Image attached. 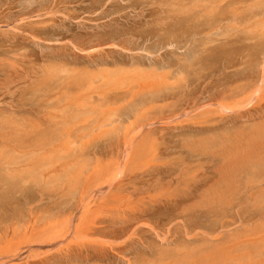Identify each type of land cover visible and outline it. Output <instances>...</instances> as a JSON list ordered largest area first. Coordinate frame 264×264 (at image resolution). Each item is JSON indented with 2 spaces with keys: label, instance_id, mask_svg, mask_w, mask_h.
<instances>
[{
  "label": "rangeland",
  "instance_id": "1",
  "mask_svg": "<svg viewBox=\"0 0 264 264\" xmlns=\"http://www.w3.org/2000/svg\"><path fill=\"white\" fill-rule=\"evenodd\" d=\"M224 5L222 0H0V111L9 110L11 105L15 111L0 113V163L13 159V165L20 170L11 181L0 182V220L15 216L14 212L19 213L18 217L15 216L17 218L27 216L30 207L39 206L44 209L41 211L45 213L40 214L43 218L49 213L48 207L60 203L52 193L54 189H49L52 176L42 175L47 165L34 160L38 153L40 156L43 154L37 149L40 144L37 136L25 133L24 129L8 130L10 124L24 127L22 124L27 120L42 123L44 114L59 109L58 90L55 88L57 75H76L81 79L78 73L94 75L104 69H132L135 66L126 63L127 60L131 57L145 60L149 56L145 50H151L155 55L164 54L165 61L176 63L173 68L176 72L177 55L182 59L191 56V51L178 48L177 34L185 27L179 20L189 21V24L192 21L198 27L221 15ZM233 6L237 7L234 9L236 16L248 15L253 9L264 12V0H244ZM233 6L225 10L227 16ZM161 36H171L176 42L171 46L160 44ZM226 40L221 37L218 44ZM118 44L129 51L115 47ZM227 48L235 57L227 61L234 62L239 61L242 55L248 60L254 49L250 39H241ZM260 58L251 60L254 67ZM114 59L124 62L98 65L100 67L94 64ZM224 60H210L199 81L209 73L208 80L217 76L221 78ZM242 67L246 68L247 64ZM141 68L144 69L141 71H148L150 67L143 65ZM176 77L172 79L175 82ZM185 85L176 86V91L183 90ZM77 91L71 92L78 96L81 91ZM188 117L178 118L168 127L157 124L152 136L148 135V138L146 135L135 142L127 160L123 145L118 146L121 148L117 154L95 153L96 150H109L117 139L122 141L123 127L118 131L70 134L67 159L71 170L79 166L86 170L101 161L112 168L117 165L121 170L125 168L122 174L124 181L129 174L134 179L128 185H119L112 193L103 185L102 192L90 199V208L83 213L75 211L74 226L82 230L78 239L85 243L80 247L84 250L83 256L95 257L88 264H127L128 259L135 260L132 264H264V180H221L218 170L222 164L216 162L218 159H211L210 153L205 154L199 146H191L193 140L210 135L197 136V125L192 123L200 120V116L197 119L189 117L190 120ZM113 119L115 121L117 117L113 116ZM175 124L177 128H172ZM162 126L164 131L160 128ZM2 137L12 140L9 148L2 147ZM41 138L44 144L46 135ZM152 151L158 154L156 159ZM29 178L32 179L29 181ZM10 182L19 183L16 187ZM96 182L97 178L89 186ZM82 184H85L84 178ZM26 199L31 201L26 203ZM35 211L40 213L38 209ZM145 211L151 218L142 220L145 225L141 224L142 230L134 237L133 245L124 252L126 257L123 261L110 249L101 247L109 244L122 246L128 240L127 236L87 233L93 223L109 232L118 229L120 222ZM20 224L19 234L13 239L17 243L5 241L0 249L4 254L17 248L18 241V247L23 249L26 245L19 252L17 264L24 261L27 246L31 252L37 253L47 251L57 242L27 245L30 239L24 235L26 226L23 221ZM55 263H60L59 257L45 264Z\"/></svg>",
  "mask_w": 264,
  "mask_h": 264
},
{
  "label": "bare ground",
  "instance_id": "2",
  "mask_svg": "<svg viewBox=\"0 0 264 264\" xmlns=\"http://www.w3.org/2000/svg\"><path fill=\"white\" fill-rule=\"evenodd\" d=\"M242 1L244 0H222L225 5L221 9V15L210 18L198 27L192 21L189 24V21L179 20L185 27L177 34L179 35L177 45H180L178 48L184 47L187 51H191V56L188 59H182L177 55L176 72L173 70L176 63L171 60L165 61L164 54L155 55L153 51L145 50L149 55L145 60L141 61L135 57L127 60L126 63L135 66L132 69L113 71L104 69L94 75L78 73L77 75H80L81 79H78L76 75L62 74L55 77L59 109L57 111L53 109L55 112L44 114L42 123L27 120L22 124L24 127L18 128L10 124L8 130L24 129L25 133L30 132L37 136V140L41 144L37 145V149L41 150L43 154L40 156L38 153L34 160L47 165L45 173L42 175L49 178L52 176L53 181L49 182L52 184L49 189H54L52 193L60 199V203L48 207L49 213L45 214L43 218L40 214L45 212H42L41 210L44 209H40L39 206L37 208L30 207L27 216L23 215L21 218H17L19 213L13 211L17 217L12 216L0 220V249L5 241L13 242V239L18 236L20 222L23 221L26 226L23 229L24 235L30 239L27 245L57 242L47 251L37 253L31 252L30 246H27L24 261L19 264H45L55 257L60 258V263L55 264L93 262L95 257L88 254L83 256L84 250L81 248L85 243H80V239H78L82 230L80 227L74 226L75 211L83 213L90 208L91 198L102 192L103 185L112 193L119 185L123 187V185L133 182L134 179L128 171L129 178L124 181L122 174L125 172V168L121 170L120 165H117L115 169L114 166L112 168L108 163L105 164L101 161L86 170H82L85 168L84 166L82 168L74 167L71 170L67 159L69 152L67 144H70L71 133H102L107 130L118 131L120 127H123L125 132L122 141L117 139L109 150H96L95 153L105 155L116 152L117 154L121 148L118 146L123 145V148H126V151L123 152L127 155V157L124 156L127 160L128 153L135 142L146 135L147 137L148 135L152 136L158 127L157 124L168 127V125L174 124L178 118L200 116V120L192 123L197 125L195 133L197 136L205 134L210 136L201 140L198 138V141L193 140L191 146L194 148L199 146L205 154L210 153L211 159H218L216 162L222 164V168L218 170L220 179L224 182L238 178L264 180V12L259 13L253 9V13L251 11L248 15L236 16L234 9L237 7L233 5ZM232 6L231 14L227 16L225 10ZM199 9L201 8L199 7ZM203 9L205 11V7ZM201 12L203 13V10ZM21 20L20 22H23ZM221 37L227 40L218 44ZM161 38L163 39L158 40L160 44L171 46L176 42V39L171 36H161ZM241 39L253 41L254 49L248 55V60H245V56L242 55L237 62L227 61L228 58H235L227 46L234 45ZM115 47L128 50L121 44L115 45ZM260 56V61L254 67L251 60L255 61ZM214 59H225L221 68L223 73L221 78L217 76L208 80L211 76L209 73L202 81H199L202 77L201 73L205 72L210 60ZM122 62L124 61L114 59L111 62L101 60L94 64L95 66L109 65V63L119 65ZM244 64H247L246 68L242 67ZM143 65L149 66V70L141 71ZM74 73L76 72L74 71ZM175 77L177 78L176 82L172 80ZM183 85H185L184 89L177 92L176 86L180 88ZM73 90L81 91V93H77V91L78 96H76L72 94ZM81 100H83L82 103H80ZM12 108H14L13 105L9 110H2L0 113H15ZM113 116L117 117L115 121ZM189 117L188 120H190ZM164 126L160 127L163 131ZM172 128H177V125L175 124ZM223 131L225 132L223 133ZM42 135L47 137L44 143L46 146L43 144ZM4 139L6 138L2 137V147L9 148V143L12 140ZM15 147L17 148V146ZM153 153V157L156 159L158 154L155 151ZM13 164H15L13 159L9 161L6 159L0 163V172H2L0 182H9L18 176L20 170ZM28 171H30L29 168ZM28 173L30 174V172ZM81 175L84 178V185H80L83 180ZM96 178V184L89 186ZM30 179L32 178L27 180L30 181ZM17 183L19 182H10L9 184L17 187ZM76 183L78 185H75ZM78 187H80L79 190H77ZM69 195L72 196L63 200ZM30 201V199H26V203ZM36 209L40 210V213H37ZM145 212L120 222L121 226L110 232L107 228L93 223L87 233L127 236L128 240L122 246L109 244L108 247H101V249H110L113 255L122 258L119 260L123 261V257H126L123 255L124 252L133 245L134 237L142 230V220L151 218L149 213ZM157 236L165 241L160 234L157 233ZM77 240L79 243H75ZM18 242L19 245L20 241ZM74 243L75 248H73ZM18 245L11 252L8 251L4 254L0 252V264L18 263L19 252L26 247L25 245L22 249ZM11 249L13 248L11 247ZM106 249H103L104 252ZM104 252L103 254H105ZM14 258L17 260L15 261ZM133 261L135 260L128 259L126 263L132 264Z\"/></svg>",
  "mask_w": 264,
  "mask_h": 264
}]
</instances>
